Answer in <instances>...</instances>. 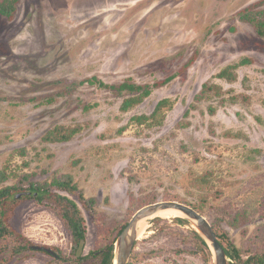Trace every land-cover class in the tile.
Segmentation results:
<instances>
[{
  "label": "rangeland",
  "instance_id": "rangeland-1",
  "mask_svg": "<svg viewBox=\"0 0 264 264\" xmlns=\"http://www.w3.org/2000/svg\"><path fill=\"white\" fill-rule=\"evenodd\" d=\"M251 6L264 0H18L0 14V188L70 175L96 200L93 216L61 192L85 218L80 253L51 207L19 201L29 244L2 239L0 264H99L140 208L168 200L200 207L244 257L264 254V36L242 18ZM93 78L151 94L123 110L135 93ZM163 99L161 122L134 120ZM57 126L77 132L45 140ZM167 212L144 219L128 264H215L196 226Z\"/></svg>",
  "mask_w": 264,
  "mask_h": 264
},
{
  "label": "trees",
  "instance_id": "trees-1",
  "mask_svg": "<svg viewBox=\"0 0 264 264\" xmlns=\"http://www.w3.org/2000/svg\"><path fill=\"white\" fill-rule=\"evenodd\" d=\"M17 1L18 0L0 1V14L12 18L16 9ZM255 7L256 6H251L249 9L245 10L242 18L251 23L259 35L264 36V9L254 10ZM225 74H227L226 70L220 73L221 76H225ZM88 81L90 83L98 82L101 86L115 88L118 92L129 90L130 92L135 93L132 97L124 100L122 105L123 110H128L131 106L141 103L151 94L149 85H138L131 83L130 81L124 82L118 86L107 85L96 78L89 79ZM168 105H171L170 99L160 100L151 115L135 116L134 120L138 123H145L148 121L161 122V119H159L158 116L163 108ZM76 132L77 129L74 128L57 126L54 129L49 130L44 139L52 142L68 141ZM62 191H67L68 193L77 196L91 215L94 216L96 214V200L94 198L86 197L79 185L70 175L55 177L49 183L40 184L32 182L28 187L22 186V184H14L0 188V241L8 236L13 238L18 242L13 248L15 252L23 251L29 244V241L15 230L14 225L15 208L19 201L27 198L37 199L41 204H46L51 207L61 217L77 243H81L82 240H85V218L81 214L79 205L74 199L61 193ZM19 194L21 196L20 199L17 198ZM7 206H9V208H7ZM194 208L200 211V207L195 205ZM177 219L180 222H187V219L182 217H177ZM127 225L128 223L119 230L118 235ZM212 225L219 242L222 244L227 256L230 258L229 264H264L263 253L250 254L247 257H244L242 251L233 242L228 233L221 226L216 224ZM197 234L207 254L212 258L213 254L208 243L198 232ZM115 239L106 243L105 246L93 253V255L99 259V264H114Z\"/></svg>",
  "mask_w": 264,
  "mask_h": 264
},
{
  "label": "water",
  "instance_id": "water-1",
  "mask_svg": "<svg viewBox=\"0 0 264 264\" xmlns=\"http://www.w3.org/2000/svg\"><path fill=\"white\" fill-rule=\"evenodd\" d=\"M20 197V196H19ZM173 209L183 213L187 220H190L197 228V232L208 243L214 258L215 264H229L230 258L219 242L214 227L211 221L200 211L191 205L179 201H159L156 203L148 204L140 208L131 218L128 225L119 234L115 242V258L114 264H128L131 258L134 246L138 239V224L141 220L147 217L154 216L160 211ZM85 240H82L79 247V253L83 250ZM35 249H40V246H34ZM48 252L55 254L51 249H46ZM78 253V255H79Z\"/></svg>",
  "mask_w": 264,
  "mask_h": 264
},
{
  "label": "bare ground",
  "instance_id": "bare-ground-1",
  "mask_svg": "<svg viewBox=\"0 0 264 264\" xmlns=\"http://www.w3.org/2000/svg\"><path fill=\"white\" fill-rule=\"evenodd\" d=\"M168 210H171L173 213H176V212H178V213H181L180 211H177V210H173V209H167V210H163V211H160V212H158L157 214L158 215H162V216H165L168 212ZM174 211H176V212H174ZM170 213V212H169ZM181 214H183V213H181ZM169 215V214H168ZM145 229H146V224L144 223V220H141L140 222H139V224H138V233H139V235H141L144 231H145Z\"/></svg>",
  "mask_w": 264,
  "mask_h": 264
},
{
  "label": "flooded vegetation",
  "instance_id": "flooded-vegetation-1",
  "mask_svg": "<svg viewBox=\"0 0 264 264\" xmlns=\"http://www.w3.org/2000/svg\"><path fill=\"white\" fill-rule=\"evenodd\" d=\"M34 247V246H33ZM41 247V246H40ZM40 249H44V250H46V249H48V248H46V247H41ZM47 251V250H46ZM55 253V252H54Z\"/></svg>",
  "mask_w": 264,
  "mask_h": 264
}]
</instances>
